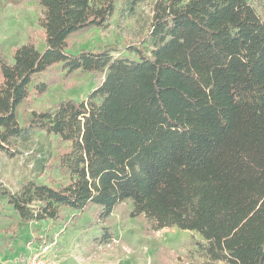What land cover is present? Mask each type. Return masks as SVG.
<instances>
[{"label": "trees", "instance_id": "1", "mask_svg": "<svg viewBox=\"0 0 264 264\" xmlns=\"http://www.w3.org/2000/svg\"><path fill=\"white\" fill-rule=\"evenodd\" d=\"M115 1L38 0L44 49L28 42L12 62L0 52V150L37 130L72 144L46 165L67 183L0 182V196L25 223L91 206L106 221L129 200L155 230L198 232L212 262L264 264L262 15L251 0H159L149 52H68L74 35L106 26ZM59 64L99 84L21 125L19 108L59 81L34 79Z\"/></svg>", "mask_w": 264, "mask_h": 264}, {"label": "rangeland", "instance_id": "2", "mask_svg": "<svg viewBox=\"0 0 264 264\" xmlns=\"http://www.w3.org/2000/svg\"><path fill=\"white\" fill-rule=\"evenodd\" d=\"M116 0L115 11L106 26L91 28L69 40L68 52L81 49L106 50L115 57L136 58L129 48L150 51L153 47L150 31L159 0ZM264 19V0H251ZM44 10L38 0H0V52L10 62L13 50L28 42L44 49ZM59 77L42 97L19 108V122L25 125L32 111H46L66 98L85 100L99 80L86 71L67 74L62 64L39 74L34 81L50 76ZM71 142L62 141L45 131H34L30 138L13 139L9 150H0V182L18 192L30 180L48 182L49 177L63 183L68 177L50 170L47 163L70 149ZM131 201L121 203L106 221L97 220L95 206L83 211L62 207L58 220H21L7 199L0 196V264H14L30 251L49 246L46 256L60 264H226L212 262L198 243L205 239L196 231L178 227L155 230L144 215H132Z\"/></svg>", "mask_w": 264, "mask_h": 264}, {"label": "built area", "instance_id": "3", "mask_svg": "<svg viewBox=\"0 0 264 264\" xmlns=\"http://www.w3.org/2000/svg\"><path fill=\"white\" fill-rule=\"evenodd\" d=\"M29 249L30 251L14 264H60L46 256V250L49 249V246H41L36 249L30 245Z\"/></svg>", "mask_w": 264, "mask_h": 264}, {"label": "crops", "instance_id": "4", "mask_svg": "<svg viewBox=\"0 0 264 264\" xmlns=\"http://www.w3.org/2000/svg\"><path fill=\"white\" fill-rule=\"evenodd\" d=\"M44 221H46V220H44Z\"/></svg>", "mask_w": 264, "mask_h": 264}]
</instances>
